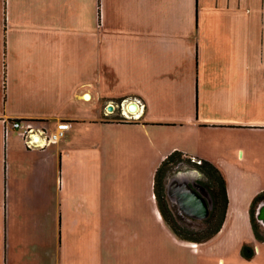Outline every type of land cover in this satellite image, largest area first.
Masks as SVG:
<instances>
[{
  "label": "crops",
  "instance_id": "crops-1",
  "mask_svg": "<svg viewBox=\"0 0 264 264\" xmlns=\"http://www.w3.org/2000/svg\"><path fill=\"white\" fill-rule=\"evenodd\" d=\"M215 9L225 21H204ZM215 40L222 51L211 58ZM248 44H264V0H0V264H165L157 226L178 249L247 243L262 254L250 218L262 188L250 175L264 170V70L246 71ZM182 91L186 151L168 131ZM132 103L143 106L126 121ZM19 119L70 130L27 149L10 125ZM174 151L191 157L195 180L203 160L227 182L225 224L208 242L179 237L151 192Z\"/></svg>",
  "mask_w": 264,
  "mask_h": 264
},
{
  "label": "rangeland",
  "instance_id": "rangeland-1",
  "mask_svg": "<svg viewBox=\"0 0 264 264\" xmlns=\"http://www.w3.org/2000/svg\"><path fill=\"white\" fill-rule=\"evenodd\" d=\"M248 21H253V15L249 14L247 16ZM204 21L208 23H221L224 22V14L221 12L220 9H215L209 14H206L204 16ZM257 21V20H256ZM259 24V23H257ZM262 24V23H261ZM210 49L207 52V55L211 58H217L220 56V53L222 51V43L218 40H215L212 44H210ZM199 50V46L197 47ZM199 55V52H198ZM246 71H253L257 69L264 70V44L262 45H253L248 44L246 45ZM211 69V64L206 63L203 66V71ZM200 73V64L197 62V74L199 77ZM178 97L180 98V102L178 105H176V111L175 113L179 117V122L177 124H174L173 127L168 128L170 135L173 138V141L178 145V149L181 151H186L189 149V146L192 142V136L193 135V122L189 120V94L186 91H182L179 93ZM156 95V94H153ZM162 98V101L164 103V97L165 94H157ZM196 106V103H195ZM189 164H185L184 162L179 164V168L177 166H174L169 172L167 180H174L175 177L179 179V181L186 180V182H190L191 184H195L197 186H203L202 183L204 182V176H202V180H195L189 173ZM258 170L255 173H252L250 175L251 178H254L260 188H262L261 191H264V170L262 169H255ZM183 173V176H180L179 173ZM155 182V179H154ZM153 189H151V192H153ZM154 193V192H153ZM165 211L168 213V215L173 219L176 220L178 223L180 221L178 219L181 218L179 216L178 211L172 212L171 207L172 205L166 198L165 202ZM170 207V208H169ZM151 213H152V205H151ZM196 221H202L197 219H187V224H195ZM196 225V224H195ZM201 227L198 230V228H190L185 226L183 224L182 232L184 235L187 236H193V235H202L207 230L203 224H200ZM180 237V236H179ZM151 239L158 240V243L152 244V246H157L160 249V253L156 254L158 256H162L160 259V262L165 264H264V243L257 242V245H260L263 247L262 254H260L258 251L255 252V255L252 258H249L245 256L242 252V249L239 251H220L216 248L217 243H212L211 245L204 246L207 248L202 247V250L194 251L188 247L181 246L179 249L177 247H173L172 245H169V239L167 233H164L158 226L152 231ZM159 245H165L163 248ZM154 255V256H156ZM147 264H159L155 263L153 261H150Z\"/></svg>",
  "mask_w": 264,
  "mask_h": 264
},
{
  "label": "trees",
  "instance_id": "trees-1",
  "mask_svg": "<svg viewBox=\"0 0 264 264\" xmlns=\"http://www.w3.org/2000/svg\"><path fill=\"white\" fill-rule=\"evenodd\" d=\"M191 157L187 156L181 151H174L169 154L161 163L155 174L154 182V194L155 197L164 213L167 223L171 226L173 231L180 236L183 240L194 242V243H205L214 238L223 228L226 220L228 205H229V196L227 189V182L223 174L219 169L209 161H203L195 163L197 169L204 176V182L202 185L209 191L213 199V208L210 216L202 221H196L197 223L187 224L186 218L181 217L178 219L180 223L176 220H173L168 213L165 211V202L167 198V177L168 172L174 167L178 166L182 162H186L187 159ZM264 204V191L258 193L250 207V218L251 226L255 236V239L264 243V225L258 220V211L260 206ZM191 220V219H190ZM207 229L202 235H193L187 236L182 232L183 224L190 228L200 229L201 225ZM242 252L245 256L252 258L255 255V248L250 244H245L242 248Z\"/></svg>",
  "mask_w": 264,
  "mask_h": 264
},
{
  "label": "built area",
  "instance_id": "built-area-1",
  "mask_svg": "<svg viewBox=\"0 0 264 264\" xmlns=\"http://www.w3.org/2000/svg\"><path fill=\"white\" fill-rule=\"evenodd\" d=\"M138 105L143 106L141 103ZM107 112L111 113L108 109ZM123 114L126 121H134L138 117L136 112L130 110V108L127 111L124 110ZM10 125L20 133L27 149H45L46 147L57 145L67 136L70 130V124L66 121H60L54 131H49L45 126L33 120H14ZM195 162L200 164L202 161L195 160Z\"/></svg>",
  "mask_w": 264,
  "mask_h": 264
},
{
  "label": "water",
  "instance_id": "water-1",
  "mask_svg": "<svg viewBox=\"0 0 264 264\" xmlns=\"http://www.w3.org/2000/svg\"><path fill=\"white\" fill-rule=\"evenodd\" d=\"M137 103H132L130 110L137 111ZM109 111L114 110V106H108ZM179 185L176 181L173 188L176 189L172 194L171 188H169L170 198L176 199L175 202L178 205L180 212L188 215L189 217L197 220H205L210 216V212L213 208L211 199L207 198V193L204 188L188 182L181 183ZM172 188V189H173ZM258 220L264 225V204H262L258 211Z\"/></svg>",
  "mask_w": 264,
  "mask_h": 264
},
{
  "label": "flooded vegetation",
  "instance_id": "flooded-vegetation-1",
  "mask_svg": "<svg viewBox=\"0 0 264 264\" xmlns=\"http://www.w3.org/2000/svg\"><path fill=\"white\" fill-rule=\"evenodd\" d=\"M178 183H179V185H181V187L183 186V184H181V182L178 180L177 181ZM183 183V182H182ZM188 183H190V182H188ZM169 184H171L170 183V181L168 182H166V186H167V199H168V201L170 202V196H169V194H168V192H169V188H168V185ZM173 184H175V183H172L171 185H173ZM191 184V183H190ZM192 185V184H191ZM175 190L176 189H171V191H172V194L175 192ZM175 208H176V210H177V208H178V205L176 204L175 205ZM178 214H179V216H181V217H184V218H186V219H194V218H192V217H189L188 215H186V214H182L181 212H178Z\"/></svg>",
  "mask_w": 264,
  "mask_h": 264
},
{
  "label": "bare ground",
  "instance_id": "bare-ground-1",
  "mask_svg": "<svg viewBox=\"0 0 264 264\" xmlns=\"http://www.w3.org/2000/svg\"><path fill=\"white\" fill-rule=\"evenodd\" d=\"M193 244V243H192Z\"/></svg>",
  "mask_w": 264,
  "mask_h": 264
}]
</instances>
